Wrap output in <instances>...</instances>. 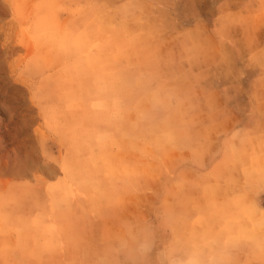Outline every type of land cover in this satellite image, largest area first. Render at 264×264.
<instances>
[{"label": "rangeland", "instance_id": "374dc122", "mask_svg": "<svg viewBox=\"0 0 264 264\" xmlns=\"http://www.w3.org/2000/svg\"><path fill=\"white\" fill-rule=\"evenodd\" d=\"M257 25L264 0H0V207L46 216L19 240L27 248L2 257L197 264L205 235L180 215L179 165L198 158L209 105L200 88L188 91L197 78L185 72L207 65V35L242 37ZM231 44L240 66L264 68V51L251 57L264 41ZM110 96L119 105L107 121L111 107L93 101Z\"/></svg>", "mask_w": 264, "mask_h": 264}, {"label": "crops", "instance_id": "0c3cea01", "mask_svg": "<svg viewBox=\"0 0 264 264\" xmlns=\"http://www.w3.org/2000/svg\"><path fill=\"white\" fill-rule=\"evenodd\" d=\"M263 32L264 25H257L255 33L242 37L207 35L210 38L201 49L207 56V65L192 71L187 67L185 72L197 78L188 85V91L193 95L200 88L208 99L203 104L209 105L201 119L207 123V129L197 134L199 140L193 143L198 158L187 166L179 165L178 181L186 187L185 214L180 215L195 219L192 227L205 235L201 255L192 259L197 264H211L210 254L219 259L228 255L231 264H264V207L260 204L264 194V68L240 66V56L235 55L239 48L231 44L239 40L247 43L260 40L262 44ZM223 42H228L233 52L225 49ZM263 51L261 46L251 57L260 59ZM243 102L249 104L248 109L243 108ZM117 103L111 96L96 97L93 101L95 106L111 107L105 113L107 121L114 119ZM215 104L219 105L217 110L211 108ZM67 107V103L63 105V109ZM184 119L195 120L189 115ZM41 141L43 150L47 149L44 137ZM16 188L13 183L7 184L3 199L18 201ZM44 214L42 210L12 211L0 207V264L15 262L14 256L3 258L2 252L14 255L27 248L19 240L34 232L46 217ZM214 235L217 243L211 241ZM232 240L237 242L232 244Z\"/></svg>", "mask_w": 264, "mask_h": 264}]
</instances>
